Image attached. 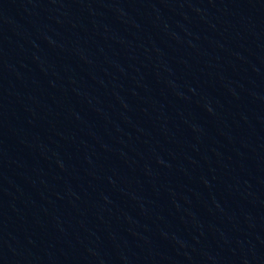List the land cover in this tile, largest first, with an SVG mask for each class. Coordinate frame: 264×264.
I'll return each instance as SVG.
<instances>
[{"label":"water","instance_id":"obj_1","mask_svg":"<svg viewBox=\"0 0 264 264\" xmlns=\"http://www.w3.org/2000/svg\"><path fill=\"white\" fill-rule=\"evenodd\" d=\"M0 264H264V0H0Z\"/></svg>","mask_w":264,"mask_h":264}]
</instances>
